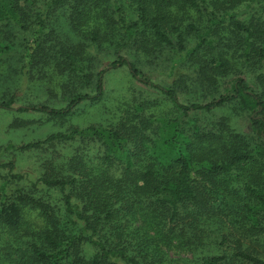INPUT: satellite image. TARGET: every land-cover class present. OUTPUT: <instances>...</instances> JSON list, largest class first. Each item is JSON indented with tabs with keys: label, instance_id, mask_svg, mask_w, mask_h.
I'll list each match as a JSON object with an SVG mask.
<instances>
[{
	"label": "trees",
	"instance_id": "1",
	"mask_svg": "<svg viewBox=\"0 0 264 264\" xmlns=\"http://www.w3.org/2000/svg\"><path fill=\"white\" fill-rule=\"evenodd\" d=\"M134 2L137 20L126 23L116 0L27 7L0 0V67L11 65L2 44L7 34L30 33L22 64L9 73L32 75L35 57L44 53L47 16L59 15L80 33L109 4L121 25L116 58L102 70L81 66L78 47L63 49L57 69L67 74H53L50 84L63 107L27 104L19 113L62 120L81 103L99 102L109 69L124 68L138 85L115 126L72 128L17 149L63 147L70 157L66 168L53 166V176L10 195L8 183L0 185V264H170L164 250L175 242L191 253L189 264H264V81L246 76L255 62L264 70V0ZM240 10L250 17L239 20ZM88 37L99 41L97 31ZM187 61L209 101L183 103L176 86L152 81L156 68L170 78ZM15 100L0 98V109L11 111ZM226 110L247 121L245 132L228 126ZM202 116L216 120L202 127ZM1 168L9 179H23L12 163ZM244 169L248 180L234 190ZM218 206L230 217L226 235L219 234L221 220L214 221Z\"/></svg>",
	"mask_w": 264,
	"mask_h": 264
},
{
	"label": "rangeland",
	"instance_id": "2",
	"mask_svg": "<svg viewBox=\"0 0 264 264\" xmlns=\"http://www.w3.org/2000/svg\"><path fill=\"white\" fill-rule=\"evenodd\" d=\"M41 1L18 0L19 4L25 7L30 6L32 3L42 5L45 0ZM116 4L120 10L119 14L126 23L137 20L138 12L134 0H116ZM240 13L239 20L249 18L251 15L249 11L244 10ZM119 14L116 9L114 10L108 4L103 10L98 11L96 19L91 18L86 23L80 33L73 32L68 27L67 20L59 15L47 16L45 19V35L40 47V49H44V53H40V51L35 57V60L38 61H35L34 66L30 67V69H34H31L30 73L32 75L29 74L28 76L14 73V71L9 73L8 68L11 65L19 68L22 64L19 57L23 55L25 41L30 38V33H23L20 30L13 29L10 34H7L8 41L5 39L2 44L10 53L8 56L10 57L9 64L11 65L0 67V98L6 97L7 99L11 94H14L16 100L11 111L0 109V165L12 163L14 167L13 173L23 179L21 181L9 179L7 168H1L0 185L5 182L8 183L6 194L10 195L16 190L26 188L29 183H36L46 173L53 176V166L60 169L66 168L70 157L63 147H56L53 150V146L47 145L40 149L18 151L19 147L43 141L52 134L64 133L72 128L81 129L88 126L108 127L117 124L123 108L129 103L132 87L138 86L136 83L131 82L124 68L114 71L109 69L105 74L104 95L101 101L81 103L73 109L69 116L62 120H53L39 113H19L16 109L27 104L46 105L51 108L63 107L66 104L62 100L63 97L60 92L53 89V84H50L53 82V74L58 72L57 76L61 77L67 74L64 70L60 73L57 69V62L61 61L63 57V49L68 51V46L79 48L77 61L86 70L96 72L108 67L116 58L118 35L122 33L121 25L118 21ZM179 20L183 21V26L180 29L182 31L186 30L187 19L179 14ZM32 21L34 22V19ZM30 22L27 21L28 26L34 25ZM191 24L194 27L197 26L195 23L191 22ZM95 31L99 33V41L91 42L88 36ZM192 44V42H189L188 48L192 47ZM16 57L18 58L17 64ZM253 64L248 67L246 76L248 79H254L256 83L261 81L258 79L259 76L264 81V70L259 68L258 65L260 64L256 62ZM261 64H264V60ZM153 69L155 68L151 67L150 70ZM156 69L157 73L151 76L152 81L166 87L176 86L178 96L183 103H203L212 98L201 86L197 79L195 65L191 62L183 63L176 75L170 78L167 76V70ZM162 110L167 113L166 108ZM224 113L226 123L231 129L237 132L246 131L247 121L244 118L233 115L228 110ZM213 120H216L213 116H202L200 125L205 127ZM255 173H258V170H255ZM248 174L249 172L246 169L240 171L238 183L232 184V186H235L234 190L239 186L242 188L243 183L248 180ZM261 176L264 179V172ZM219 201L223 202L222 195H220ZM234 201H236L235 198ZM219 208L221 209L222 207L218 206V210L214 211V221L221 220L219 234L226 235L229 233L228 224L230 217L229 215L225 217V211L221 212ZM164 251L171 260L170 264H189L193 261L191 253L179 242L173 243Z\"/></svg>",
	"mask_w": 264,
	"mask_h": 264
}]
</instances>
